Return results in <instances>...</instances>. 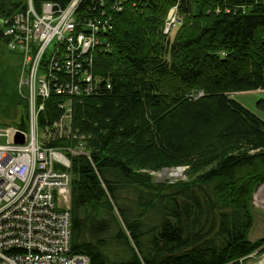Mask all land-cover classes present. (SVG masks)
I'll return each instance as SVG.
<instances>
[{"label":"trees","instance_id":"16d2710c","mask_svg":"<svg viewBox=\"0 0 264 264\" xmlns=\"http://www.w3.org/2000/svg\"><path fill=\"white\" fill-rule=\"evenodd\" d=\"M43 1L70 0L35 8ZM145 2L113 13L110 50L94 55L98 89L72 103L90 158L71 159V251L89 264H239L264 253V238L247 237L264 183V121L230 94L264 90V5L233 16L215 10L253 1L182 0L168 42L162 22L175 0ZM24 6L0 0V125H25L28 112L1 61L3 21ZM255 107L264 113V100ZM59 115L49 99L40 123ZM177 167L185 180H153Z\"/></svg>","mask_w":264,"mask_h":264},{"label":"built area","instance_id":"2783aa9c","mask_svg":"<svg viewBox=\"0 0 264 264\" xmlns=\"http://www.w3.org/2000/svg\"><path fill=\"white\" fill-rule=\"evenodd\" d=\"M145 1L70 0L65 7L43 1L36 9L25 0L22 11L4 19L6 47L20 57L16 89L28 112L24 129L0 125V264H89L87 256L71 251V159L90 158L86 137L72 127V103L98 89L94 55L110 50L113 13L138 10ZM252 1L215 12L246 15L264 5ZM181 5L175 0L163 19L168 42L183 24ZM49 99L60 115L41 125ZM20 136L23 143L11 140ZM255 255L238 262L248 264Z\"/></svg>","mask_w":264,"mask_h":264},{"label":"rangeland","instance_id":"374dc122","mask_svg":"<svg viewBox=\"0 0 264 264\" xmlns=\"http://www.w3.org/2000/svg\"><path fill=\"white\" fill-rule=\"evenodd\" d=\"M1 61L3 63L5 62L7 67L10 68L9 72L11 73L9 76H11V78L12 76L13 78L18 77V69H16V67H18V64H20V62L16 61V58L12 56V54L9 52L6 46L2 47ZM14 68L16 69L15 71H14ZM14 73H15V77H14ZM230 98L235 99L236 101L241 103L243 106L250 109L253 113H255L257 116H259L264 121V113L259 111L255 107L256 101H258L259 99L264 100V90H256V91L243 92V93H233V94H230ZM164 169L181 170V169H186V168L177 167V168H164ZM162 170L156 173L155 172L151 173L153 180H155L156 182H162V183L164 182L174 183V182H178L179 180L186 179V177L182 178L181 175H179L176 178L162 177V173H163ZM253 198L251 199V202H250L251 214L253 216V225L251 227V230L248 233V239L251 241H255L264 235V232H263L264 231L263 230L264 229V205L263 206L257 205L256 201H254ZM261 231H262V234H259L261 233ZM263 254L264 253H257L254 256V258L248 260V264L250 263L257 264L258 261L262 260Z\"/></svg>","mask_w":264,"mask_h":264},{"label":"bare ground","instance_id":"6f19581e","mask_svg":"<svg viewBox=\"0 0 264 264\" xmlns=\"http://www.w3.org/2000/svg\"><path fill=\"white\" fill-rule=\"evenodd\" d=\"M179 175H182V170H167L162 173V177L166 178H176ZM254 201H256L257 205H264V185L257 190ZM259 264H264V256L263 259L259 261Z\"/></svg>","mask_w":264,"mask_h":264},{"label":"water","instance_id":"95a60500","mask_svg":"<svg viewBox=\"0 0 264 264\" xmlns=\"http://www.w3.org/2000/svg\"><path fill=\"white\" fill-rule=\"evenodd\" d=\"M17 127L21 128V129H24L25 128V125L23 123H20V124H17ZM12 141L14 142H18V143H23V137L20 136V137H17V138H12L11 139ZM167 170H171V169H163L162 171H167ZM182 170V178H185V170L186 169H181Z\"/></svg>","mask_w":264,"mask_h":264},{"label":"crops","instance_id":"0c3cea01","mask_svg":"<svg viewBox=\"0 0 264 264\" xmlns=\"http://www.w3.org/2000/svg\"><path fill=\"white\" fill-rule=\"evenodd\" d=\"M252 225H253V216H252ZM252 225H251V227H252ZM250 230H251V228H250ZM250 230H249V231H250ZM263 230H264V229H263ZM263 232H264V231H263ZM248 233H249V232H248ZM259 234H262V231H261V233H259ZM247 237H248V234H247ZM260 238H264V235L261 236ZM260 238H258V239H260ZM258 239H257V240H258ZM250 241H251V240H250ZM255 241H256V240H255Z\"/></svg>","mask_w":264,"mask_h":264}]
</instances>
